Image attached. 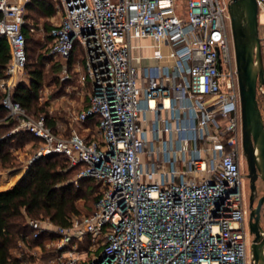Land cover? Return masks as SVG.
I'll list each match as a JSON object with an SVG mask.
<instances>
[{
	"label": "built area",
	"instance_id": "built-area-1",
	"mask_svg": "<svg viewBox=\"0 0 264 264\" xmlns=\"http://www.w3.org/2000/svg\"><path fill=\"white\" fill-rule=\"evenodd\" d=\"M29 1L0 0V37L10 48L0 79L5 118L40 140L29 163L63 155L79 167L77 178L100 185L94 208L67 225L28 220L34 238L51 234L50 261L254 264L229 0H56L60 19L49 32V52L69 62L75 46L82 48L83 64L75 68L90 91L74 119L97 118L89 136L55 131L44 115L12 99L27 63ZM256 2L264 24V0ZM146 38L152 54L134 56L142 48L135 43ZM145 59L150 62L135 63ZM85 242L99 253L88 258L79 248Z\"/></svg>",
	"mask_w": 264,
	"mask_h": 264
},
{
	"label": "trees",
	"instance_id": "trees-1",
	"mask_svg": "<svg viewBox=\"0 0 264 264\" xmlns=\"http://www.w3.org/2000/svg\"><path fill=\"white\" fill-rule=\"evenodd\" d=\"M25 8L36 11L45 18L44 28L49 38V44L45 46V51L49 52L52 41L49 32L54 24H48V17L55 14L54 7L47 0H31L26 3ZM29 26L25 21L23 32L26 37V52L27 35L33 33ZM28 59L27 52V63L23 72V74H27V77L21 78L14 86L12 99L18 101L28 113L35 116L44 115L47 124L58 131L56 118L49 117L45 106L38 103L39 90L46 73L42 67L34 65V63L28 65ZM9 60V44L1 36L0 79L6 77ZM71 61L70 59L69 62ZM60 65L57 62L52 67L57 71ZM3 97L4 92L0 90V128L9 122L16 121L11 117L5 118L6 110L2 104ZM88 121L84 123H88ZM20 136L28 138L37 151L40 145L38 138L24 129H22ZM13 138L12 135L1 137L0 134L1 167L14 165L16 162L15 157L9 151H3L2 149V146ZM78 171L79 167L70 166L66 156L58 154L45 155L28 163L26 170L12 187L0 189V264L32 263L33 259L30 255H26L25 249L32 246L39 249L43 247V243L40 241L43 234L37 238L32 236L33 231L28 224L30 218H47L56 225H67L71 216L79 214L76 207L77 200L84 199L88 203L89 210L94 208V203L100 197L99 182L91 177L77 178ZM73 173L74 175H72ZM14 251L18 252L15 253Z\"/></svg>",
	"mask_w": 264,
	"mask_h": 264
},
{
	"label": "rangeland",
	"instance_id": "rangeland-1",
	"mask_svg": "<svg viewBox=\"0 0 264 264\" xmlns=\"http://www.w3.org/2000/svg\"><path fill=\"white\" fill-rule=\"evenodd\" d=\"M186 1V0H185ZM55 9L54 20L58 21L60 16L58 12V6L56 0H47ZM24 20L29 25H34L36 31H33L32 34H28L27 40V52L29 55L28 65L34 63L42 67L46 73L44 82L39 90V99L38 103L45 106L47 114L49 117L56 118V128L61 133H68L71 130H74L80 134L89 136L92 132H95L97 129L96 117L89 119L88 123H78L74 119V116L78 114L88 103L89 91L90 88L87 84H82L79 81V71L75 70V63L78 61L81 65L83 64L82 59V48L80 45H76L73 54L72 61L65 62L57 57L51 55L50 52L45 51V46L49 44V38L45 32V23L46 20L39 13L33 10L24 9ZM262 20V19H261ZM51 20L48 21V24H53ZM228 30H231V25L227 23ZM259 35L264 36V24L259 25ZM150 46L142 49V53L149 54ZM263 62H264V42L262 48ZM59 62V70H54L52 67L55 63ZM26 78L27 74L24 73L21 76ZM258 104L261 109L262 115L264 117V97L260 91L257 92ZM89 127L90 132L84 130V128ZM20 133V134H18ZM22 129L18 126L17 121L7 123L5 126L0 128L1 137H7L12 135L14 138L9 140L7 144L2 146L3 151H9L16 162L14 165L1 167L0 166V189L10 186L14 180L20 177L22 171L27 168L29 161L32 159L36 152V147L32 145V142L20 135ZM241 164V173L243 177V191L245 196L248 194L249 181L246 179L247 174V165L244 156L242 157ZM74 175V173L72 174ZM256 187L261 196L264 192V182L258 178L256 181ZM80 200V201H79ZM76 201L78 207H82L81 213L89 211L88 203L84 199H79ZM80 213V212H79ZM80 213V214H81ZM42 219V218H38ZM261 225L264 229V204L261 209ZM45 232L43 233L40 241L43 243L42 248L30 247L26 248L25 252L27 256H31L33 264H57L56 262H51L50 258L53 254V247L48 246L51 241V235ZM88 244L85 242L80 244V249H87ZM100 247L87 249L88 258L93 254H98ZM17 253L18 251H14ZM92 252V253H91Z\"/></svg>",
	"mask_w": 264,
	"mask_h": 264
},
{
	"label": "water",
	"instance_id": "water-1",
	"mask_svg": "<svg viewBox=\"0 0 264 264\" xmlns=\"http://www.w3.org/2000/svg\"><path fill=\"white\" fill-rule=\"evenodd\" d=\"M233 43L239 83L242 153L249 178V227L253 234L252 261L264 264V229L260 222L264 192L253 206L256 180L264 182V117L258 104L257 92L264 86V62L259 35L256 0H229ZM264 97V92H263Z\"/></svg>",
	"mask_w": 264,
	"mask_h": 264
},
{
	"label": "crops",
	"instance_id": "crops-1",
	"mask_svg": "<svg viewBox=\"0 0 264 264\" xmlns=\"http://www.w3.org/2000/svg\"><path fill=\"white\" fill-rule=\"evenodd\" d=\"M54 18H55V16H50V17H48V19L49 20H51V22H54L53 24H55L56 22H58L59 21V19H60V16L58 17V21H55L54 20ZM152 43H153V41H152V39L151 38H146V39H142V40H140V41H137L135 44H140V45H142V48H138V49H134V51H133V55L134 56H139L140 54L141 55H143V56H145V57H148V56H150L151 54H152ZM146 46H150L149 48H150V51H149V54H144V53H142L141 51H142V49H144V48H146ZM72 60V59H71ZM150 61L148 60V59H145L144 61H138V60H135V63L137 64V65H142V63L144 64V63H149ZM75 67V66H74ZM75 70L77 71V69L75 68ZM147 119L149 120V121H151L152 119H153V114L152 113H147ZM89 132V131H88ZM87 136V135H86ZM22 174H23V171H22V173H21V175H20V177L22 176ZM20 177H18L16 180H14V182L10 185V186H8V187H4V188H10V187H12L14 184H15V182L20 178ZM4 188H1V189H4ZM80 201V200H79ZM76 207H77V209H78V211L81 213V212H83L82 211V207H78L77 205H76Z\"/></svg>",
	"mask_w": 264,
	"mask_h": 264
},
{
	"label": "flooded vegetation",
	"instance_id": "flooded-vegetation-1",
	"mask_svg": "<svg viewBox=\"0 0 264 264\" xmlns=\"http://www.w3.org/2000/svg\"><path fill=\"white\" fill-rule=\"evenodd\" d=\"M246 179H248V181H249V178L247 176H246ZM249 196H250V189H248V194H247V196H245V200H246V203L248 204V207H249ZM259 197L260 196H259V193H258V190H257V187H256V194L254 195L253 206H255L257 204V201H258ZM261 209H262V207H261ZM260 222H261V217H260Z\"/></svg>",
	"mask_w": 264,
	"mask_h": 264
}]
</instances>
